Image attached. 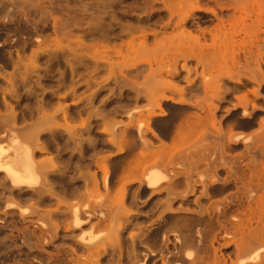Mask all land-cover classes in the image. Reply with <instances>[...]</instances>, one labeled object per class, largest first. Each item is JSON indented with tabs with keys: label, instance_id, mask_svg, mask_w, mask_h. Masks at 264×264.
I'll list each match as a JSON object with an SVG mask.
<instances>
[{
	"label": "bare ground",
	"instance_id": "obj_1",
	"mask_svg": "<svg viewBox=\"0 0 264 264\" xmlns=\"http://www.w3.org/2000/svg\"><path fill=\"white\" fill-rule=\"evenodd\" d=\"M162 3L171 8L162 26L172 28L162 38L169 45L129 66L138 73L148 66V80L163 71L187 86L130 87L135 102L125 105V120L104 129L105 150L88 155V172L72 178L64 199L53 203L48 179L55 162L40 159L46 129L26 125L6 92L16 75L26 81L39 73L45 54L62 50L50 35L56 23H32L29 4L0 0V83L7 85L0 103V187L9 192L0 201V264H103L111 237L119 240L124 231L114 221L129 197L149 208L129 235L133 264H264V0ZM219 57L230 64L216 74L209 64ZM221 83L233 84L223 97ZM78 106L55 112L66 118ZM90 125L59 124L69 136L89 132ZM77 145L82 149L81 139ZM24 195L55 205L56 213L40 216L35 204L23 206ZM60 235L64 245L55 247Z\"/></svg>",
	"mask_w": 264,
	"mask_h": 264
},
{
	"label": "rangeland",
	"instance_id": "obj_2",
	"mask_svg": "<svg viewBox=\"0 0 264 264\" xmlns=\"http://www.w3.org/2000/svg\"><path fill=\"white\" fill-rule=\"evenodd\" d=\"M19 1L30 5L32 23L36 21L56 23L55 33L52 32L50 35L62 47L55 55L45 54L38 64L39 73L32 74L26 81H22L19 75H16L14 89L6 92L7 102L16 106L20 119L24 120L26 125H30L33 131L38 129V124L46 129L41 133L45 150L42 151L40 159H53L55 162V172L48 179L51 199L55 203L57 200H63L66 190L76 183L72 178L88 172L86 168L89 163L86 161L88 155L105 150L100 141L107 139L109 133L101 137L104 129L125 120L123 113L125 105L128 100L135 102L134 90L128 95L130 87L142 88L172 83L182 88L187 84L182 78L170 77L163 71L155 72L154 79L148 80L150 73L148 66L140 73L132 71L133 68L129 66L133 62L156 57L159 48L164 44L163 36L172 32V28L167 30L162 28L169 21L171 9L163 5L162 2L166 0ZM1 6L2 4L0 8ZM177 21V18H173V23ZM154 34L157 37H154ZM147 35L150 37H147L145 45L142 46L143 37ZM132 46L136 50L135 54H131ZM99 57L103 59L98 60ZM104 57H107L112 67L104 66L102 63ZM228 58L219 57L209 64L210 69L216 74L224 71L230 64ZM95 61L100 64L98 70L94 68ZM153 69L156 71L157 68ZM6 86V83H0V103L4 101L2 89ZM199 86L197 83V87ZM221 86L220 97L227 95L223 93L224 91L233 89V84L221 83ZM247 89L252 90L254 87L248 86ZM262 97L259 96L260 99ZM250 98L253 99V96ZM216 101L218 103L219 99ZM73 102H78L79 106L69 111L66 118L60 112H55L60 105L65 106ZM88 122H91L92 128L89 132L77 134L75 132L73 136H69L68 132L59 126L68 123L81 127ZM80 139L82 149L77 145ZM89 140L91 143H88ZM83 152L87 153L86 157L83 156ZM94 170L93 168L89 172L93 173ZM8 195L9 192L0 187V201L2 202ZM21 197L19 200L21 199L23 206L35 204L40 210V216L46 218V211L56 213L55 205L48 204L47 201L38 204L36 196ZM124 203L125 210L117 213L114 221L115 229L120 220L124 231L119 240L115 235L111 237L107 245L108 253L101 257L103 264L135 263L130 252L129 235L135 231L136 224L144 221L149 208L131 202L130 197ZM54 219L60 220L59 217ZM59 237L55 247L64 245L62 235ZM65 246L73 245L66 243ZM98 248L102 250V247ZM79 254L83 255L84 252L80 251ZM156 264L161 262L158 261Z\"/></svg>",
	"mask_w": 264,
	"mask_h": 264
}]
</instances>
